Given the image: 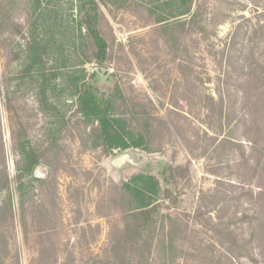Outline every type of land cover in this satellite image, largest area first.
Listing matches in <instances>:
<instances>
[{"label": "rangeland", "instance_id": "obj_1", "mask_svg": "<svg viewBox=\"0 0 264 264\" xmlns=\"http://www.w3.org/2000/svg\"><path fill=\"white\" fill-rule=\"evenodd\" d=\"M77 1L42 0L44 17L57 24L52 30L70 35L66 26L77 19ZM174 1L101 3L110 56L105 65L86 62V77H94L100 93H117L120 111L130 105L131 125L148 129L135 121L144 116L155 150L130 148L111 156L97 148L92 125L76 113L67 69L55 56L49 71L60 76L50 83L49 101L57 110H42L38 73L25 71L26 41L41 13L37 0H0V146L10 174L13 131L23 128L36 145L55 148L34 172L48 184L26 181V229L20 192L14 191V224L0 225V264H53L52 254H38L42 241L57 245L60 260L68 252L74 264L105 259L123 228L118 186L140 173H119L108 163L129 150L161 160L147 172L163 186L166 169L184 167L171 181L177 203L163 202L170 207L163 213L171 211L180 229L170 264H264V165L256 161L264 151V0H193L192 13L182 17L174 16ZM196 10L205 30L178 28L177 40L169 42L163 30ZM60 45L64 50L55 40L58 57L73 51Z\"/></svg>", "mask_w": 264, "mask_h": 264}, {"label": "trees", "instance_id": "obj_2", "mask_svg": "<svg viewBox=\"0 0 264 264\" xmlns=\"http://www.w3.org/2000/svg\"><path fill=\"white\" fill-rule=\"evenodd\" d=\"M107 0H78L77 19L71 20L66 26L67 33L52 30L57 26L51 24L44 17L45 8L42 0H37L39 17L31 24L29 38L26 41L25 57L26 72H37L39 76V102L44 111H56L57 106L50 103L51 82L58 78L59 73H51L49 65L51 56H55L58 66L66 68L65 81L72 87V96L76 97V113L83 116L86 123L92 125V133L96 137L95 144L105 155H114L116 151L130 148H142L148 152L155 151L151 142L152 125L140 116L135 121L143 120L148 129L141 128V124L131 125L129 116L130 105L124 104L126 111H120L116 102V94H102L98 90L97 81L92 77L87 79L83 65L86 62H96L105 65L110 56L111 46L101 29V3ZM177 11L175 17L188 16L192 13L193 0H175ZM174 1V2H175ZM42 8V9H41ZM47 15V11H46ZM198 10L194 11L188 21L179 22L163 31L167 40L173 43L177 40L175 31L185 32L187 29L201 33L204 25L197 21ZM52 17V16H51ZM55 18V17H54ZM48 20V21H47ZM158 23L163 19H158ZM64 38H60L59 35ZM69 35V36H68ZM171 36V37H170ZM60 38V39H59ZM55 40L73 47L66 57H58L54 52ZM64 50V48H61ZM78 50L80 51L78 53ZM65 54V52H64ZM73 56L79 63L73 62ZM54 58V57H53ZM81 66L82 68H78ZM117 92V91H116ZM19 129L13 131V150L15 152V173L11 175L4 155V147L0 146V225H12L16 217L14 191L20 193L22 222L27 228L26 207L23 200L26 181L38 182L42 186L48 184L47 179L34 177L35 169L46 162L55 150L54 146H38ZM53 136L55 132H52ZM58 136L55 137V143ZM253 142V141H252ZM257 152H259L257 150ZM258 163L264 165V151L258 153ZM182 166H171L162 175L167 182L163 186L161 180L151 173H136L122 182L116 191V198L123 209V228L110 244L109 254L93 264H170L174 261V254L178 250L179 225L177 217L167 211L170 207H163L164 200L177 203L176 195L171 188V181L181 176ZM264 195V190L261 191ZM260 194V193H259ZM264 196H262L263 198ZM261 198V197H260ZM44 233L40 236L45 237ZM45 253L54 256L53 264H74L73 255L68 252L64 260H60V252L56 244L48 245L42 241L38 254ZM41 259V257H40ZM263 264V263H262Z\"/></svg>", "mask_w": 264, "mask_h": 264}, {"label": "water", "instance_id": "obj_3", "mask_svg": "<svg viewBox=\"0 0 264 264\" xmlns=\"http://www.w3.org/2000/svg\"><path fill=\"white\" fill-rule=\"evenodd\" d=\"M101 71L106 69L100 68ZM160 159L142 157L136 150H129L112 158L108 163L109 167L119 173L130 169H137L141 173H148L147 167L152 163L160 162Z\"/></svg>", "mask_w": 264, "mask_h": 264}]
</instances>
